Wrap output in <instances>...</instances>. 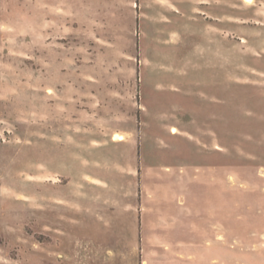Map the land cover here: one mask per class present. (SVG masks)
<instances>
[{
	"label": "rangeland",
	"instance_id": "1",
	"mask_svg": "<svg viewBox=\"0 0 264 264\" xmlns=\"http://www.w3.org/2000/svg\"><path fill=\"white\" fill-rule=\"evenodd\" d=\"M0 264H264V0H0Z\"/></svg>",
	"mask_w": 264,
	"mask_h": 264
},
{
	"label": "bare ground",
	"instance_id": "2",
	"mask_svg": "<svg viewBox=\"0 0 264 264\" xmlns=\"http://www.w3.org/2000/svg\"><path fill=\"white\" fill-rule=\"evenodd\" d=\"M119 139H122V136L121 135H119V137H118Z\"/></svg>",
	"mask_w": 264,
	"mask_h": 264
}]
</instances>
